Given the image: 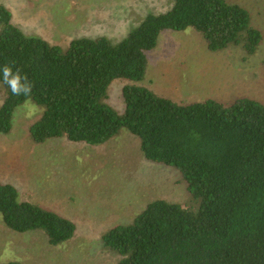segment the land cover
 I'll return each mask as SVG.
<instances>
[{
    "label": "trees",
    "instance_id": "16d2710c",
    "mask_svg": "<svg viewBox=\"0 0 264 264\" xmlns=\"http://www.w3.org/2000/svg\"><path fill=\"white\" fill-rule=\"evenodd\" d=\"M0 28L6 90L0 135L11 133L16 109L32 100L44 109L29 130L34 143L101 146L128 130L146 161L175 169L186 182L193 205L154 200L132 223L103 236L118 264H264V104L248 98L180 104L140 85L164 32L194 29L210 52L235 46L254 56L264 36L245 9L226 0H175L169 12L149 16L117 44L80 38L52 45L27 36L4 6ZM6 64L31 82L30 95L15 96L4 84ZM116 80L127 82L122 115L106 104ZM0 217L16 233L43 231L54 247L77 231L72 220L22 200L18 188L1 180Z\"/></svg>",
    "mask_w": 264,
    "mask_h": 264
},
{
    "label": "rangeland",
    "instance_id": "374dc122",
    "mask_svg": "<svg viewBox=\"0 0 264 264\" xmlns=\"http://www.w3.org/2000/svg\"><path fill=\"white\" fill-rule=\"evenodd\" d=\"M245 9L251 26L264 36V0H226ZM175 0H0L12 22L29 37L66 47L72 40L107 38L120 43L149 16L169 12ZM1 31V28H0ZM147 75L140 85L180 104L252 99L264 104V40L254 56L242 47L213 53L194 29L164 32L148 54ZM116 80L108 104L118 114L126 109ZM6 96L0 84V106ZM44 109L29 100L18 107L13 129L0 135V180L14 185L22 200L41 205L72 220V240L51 246L43 231L20 234L0 217V263L118 264L120 257L104 246L114 226L132 223L158 199L193 205L186 182L175 169L144 159L138 137L128 130L107 144L90 146L54 139L36 144L30 127Z\"/></svg>",
    "mask_w": 264,
    "mask_h": 264
},
{
    "label": "clouds",
    "instance_id": "9594fccd",
    "mask_svg": "<svg viewBox=\"0 0 264 264\" xmlns=\"http://www.w3.org/2000/svg\"><path fill=\"white\" fill-rule=\"evenodd\" d=\"M3 82L8 86L11 93L15 96H28L31 94L32 84L27 80L26 76H21L19 70L13 72V68L9 65H4Z\"/></svg>",
    "mask_w": 264,
    "mask_h": 264
}]
</instances>
